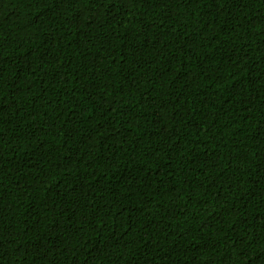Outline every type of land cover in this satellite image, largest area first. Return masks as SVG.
I'll use <instances>...</instances> for the list:
<instances>
[{"label":"trees","instance_id":"obj_1","mask_svg":"<svg viewBox=\"0 0 264 264\" xmlns=\"http://www.w3.org/2000/svg\"><path fill=\"white\" fill-rule=\"evenodd\" d=\"M0 233V264H264V0H0Z\"/></svg>","mask_w":264,"mask_h":264},{"label":"snow or ice","instance_id":"obj_2","mask_svg":"<svg viewBox=\"0 0 264 264\" xmlns=\"http://www.w3.org/2000/svg\"><path fill=\"white\" fill-rule=\"evenodd\" d=\"M77 2H82V0H77ZM91 2H92V0H88V3H91ZM100 2L102 3L103 0H100ZM108 2L111 3L112 0H108ZM133 56H134V53H133ZM2 239H3V234L0 233V240H2ZM0 255H2V253H0Z\"/></svg>","mask_w":264,"mask_h":264}]
</instances>
